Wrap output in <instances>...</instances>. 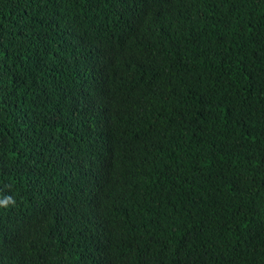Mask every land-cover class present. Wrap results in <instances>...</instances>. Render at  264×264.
<instances>
[{"label":"trees","instance_id":"trees-1","mask_svg":"<svg viewBox=\"0 0 264 264\" xmlns=\"http://www.w3.org/2000/svg\"><path fill=\"white\" fill-rule=\"evenodd\" d=\"M0 264H264V0H0Z\"/></svg>","mask_w":264,"mask_h":264}]
</instances>
